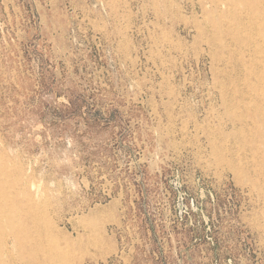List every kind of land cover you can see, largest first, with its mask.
<instances>
[{
	"label": "rangeland",
	"instance_id": "1",
	"mask_svg": "<svg viewBox=\"0 0 264 264\" xmlns=\"http://www.w3.org/2000/svg\"><path fill=\"white\" fill-rule=\"evenodd\" d=\"M0 264H264V0H0Z\"/></svg>",
	"mask_w": 264,
	"mask_h": 264
}]
</instances>
